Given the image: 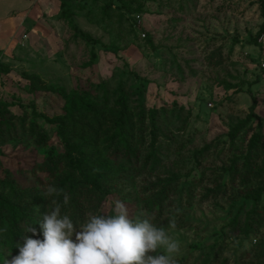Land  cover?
Listing matches in <instances>:
<instances>
[{
	"label": "rangeland",
	"instance_id": "obj_1",
	"mask_svg": "<svg viewBox=\"0 0 264 264\" xmlns=\"http://www.w3.org/2000/svg\"><path fill=\"white\" fill-rule=\"evenodd\" d=\"M54 4L28 5L17 42L0 47V204L25 212L17 229L33 223L39 235L54 184L73 219L118 199L158 225L174 220L177 264H264V120L249 119L255 100L264 118V0H74L96 43L76 37ZM123 100L131 154L107 141ZM69 144H82L104 192L71 170ZM11 245L0 259L17 255Z\"/></svg>",
	"mask_w": 264,
	"mask_h": 264
},
{
	"label": "clouds",
	"instance_id": "obj_2",
	"mask_svg": "<svg viewBox=\"0 0 264 264\" xmlns=\"http://www.w3.org/2000/svg\"><path fill=\"white\" fill-rule=\"evenodd\" d=\"M60 194L54 184H47L43 196L52 207L42 214L39 235L33 223L28 224L23 242L15 241L18 254L10 260L6 255L0 264H177L181 245L168 231L176 228L174 220L166 228L143 212L133 214L118 199L111 212L73 219L62 213L56 199ZM62 203H69L67 195Z\"/></svg>",
	"mask_w": 264,
	"mask_h": 264
},
{
	"label": "trees",
	"instance_id": "obj_3",
	"mask_svg": "<svg viewBox=\"0 0 264 264\" xmlns=\"http://www.w3.org/2000/svg\"><path fill=\"white\" fill-rule=\"evenodd\" d=\"M73 1L74 0H61L62 17L65 18L69 22V25L74 30L76 37H80L84 39L87 43L98 42V40L95 39L91 34L84 32L79 27V25L76 24L74 20ZM94 57H95V54H93V57L90 63L94 61ZM256 81L258 80H255L254 83ZM249 89L252 90L251 88ZM256 104L257 102L255 100L251 106V112H250L249 119L258 118L260 119V122H261V120L262 119L264 120V118L262 116H259L255 112ZM84 105L89 111H93L92 105L89 102L84 103ZM122 107L123 108L121 112L119 113V118L115 123L116 124L115 128L112 130V135L110 138L107 139V141H110V145L114 148L115 153H117V151L125 149V152H124L125 154H131L133 152V148H132V145L130 144V140H129L130 138L127 137L128 134L127 132L124 131V128L127 127L124 120L130 121L128 105L126 104L125 100H123L122 102ZM52 122H56L59 124V129H60L61 134L66 137L65 130H64V126H65L64 120L56 119ZM109 130H111V128H107L105 131L108 133ZM84 133L88 137H95V138L99 135L98 132L94 131L92 128L86 129L83 132V134ZM153 134H156V132L153 131ZM256 137L257 139H255L254 142H251V145H254L253 147H256V145L259 143V139L261 138V132H258L256 134ZM131 142H132V138H131ZM81 145H77V144L68 145L69 152L66 158L68 159L69 166L71 167V170L73 171L78 170V174H79L78 177L80 178V181H84L85 184L92 185L95 191L104 192L105 191L104 186H102L99 183V179L96 177L90 176L88 173V170H87L88 167H86L87 159L85 158L84 153L82 152ZM75 153H77L78 155L77 157L74 156ZM67 181H69V188L71 192L73 193V191H76L77 190L76 181L70 174H68L66 178L62 180V184L66 183ZM259 193H261V191H259ZM258 201H259L258 197L257 198L255 197V203H258ZM1 207L7 209V212H8L7 215L9 216L8 223H9L10 228L2 232L0 236V246L2 243H4V245H6L7 243H10V244L12 243L13 245H11V248L15 250L18 254L19 249L18 247L14 246V244H15V241L23 239L22 230L17 229V223L19 220L18 215L23 214V217H25L26 214L24 211H21V209L18 206H15V204L7 202V201L5 202L3 201V204H0V208Z\"/></svg>",
	"mask_w": 264,
	"mask_h": 264
},
{
	"label": "crops",
	"instance_id": "obj_4",
	"mask_svg": "<svg viewBox=\"0 0 264 264\" xmlns=\"http://www.w3.org/2000/svg\"><path fill=\"white\" fill-rule=\"evenodd\" d=\"M0 0V47L5 46L12 37V42H17L16 36L21 26L28 23L29 11L28 5H33L35 9L57 3L61 6V0ZM55 5V4H54ZM32 10L31 13H33ZM27 38V37H25Z\"/></svg>",
	"mask_w": 264,
	"mask_h": 264
},
{
	"label": "built area",
	"instance_id": "obj_5",
	"mask_svg": "<svg viewBox=\"0 0 264 264\" xmlns=\"http://www.w3.org/2000/svg\"><path fill=\"white\" fill-rule=\"evenodd\" d=\"M25 37H27V36H25Z\"/></svg>",
	"mask_w": 264,
	"mask_h": 264
}]
</instances>
